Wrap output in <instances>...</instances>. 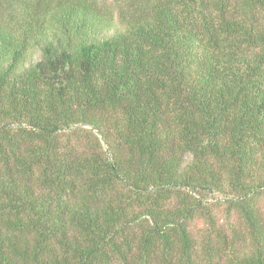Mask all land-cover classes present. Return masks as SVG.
Returning <instances> with one entry per match:
<instances>
[{
    "label": "trees",
    "instance_id": "trees-1",
    "mask_svg": "<svg viewBox=\"0 0 264 264\" xmlns=\"http://www.w3.org/2000/svg\"><path fill=\"white\" fill-rule=\"evenodd\" d=\"M263 197L264 0H0V264H264Z\"/></svg>",
    "mask_w": 264,
    "mask_h": 264
},
{
    "label": "rangeland",
    "instance_id": "rangeland-1",
    "mask_svg": "<svg viewBox=\"0 0 264 264\" xmlns=\"http://www.w3.org/2000/svg\"><path fill=\"white\" fill-rule=\"evenodd\" d=\"M108 2H112V0H107ZM35 60H40V53L36 52L35 54ZM106 149V147H105ZM224 195H221L219 193H204L203 195H200L199 198L201 200H204V202L208 205H211V209L213 211V213L216 215L217 221L219 222V224L221 225V227H226V224L224 222V218L226 216V208H225V204L222 203L225 198ZM262 208H264V197L262 198ZM205 226V224H204ZM203 228V223L202 222H197V224L195 225L194 228V232L195 234H200L201 230Z\"/></svg>",
    "mask_w": 264,
    "mask_h": 264
}]
</instances>
